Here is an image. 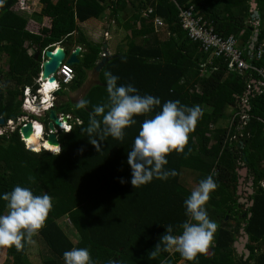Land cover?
I'll return each mask as SVG.
<instances>
[{
    "label": "trees",
    "instance_id": "1",
    "mask_svg": "<svg viewBox=\"0 0 264 264\" xmlns=\"http://www.w3.org/2000/svg\"><path fill=\"white\" fill-rule=\"evenodd\" d=\"M20 1L0 3V59L6 60V71L0 67V117L14 121L24 115L19 99L22 88H37L34 79L41 61L40 57L34 59L35 52L52 49L50 46L59 42L81 48L79 63L72 66L73 79L61 84L54 94L57 100L63 88L73 91L80 87L102 54L103 42L86 39L78 22L98 19L106 9L116 18L126 7L125 0H111L110 8L108 0H39L42 7L37 18L48 17L50 26L34 33L26 29L28 19L13 8ZM254 1L259 18L251 20V0H134L131 4L135 12L121 22L116 18L120 28L130 31L123 37L127 41L125 50L110 55L98 72V82L82 97L89 100V105L75 109L74 104L63 102L56 107L59 114L72 117L70 130L58 134L59 153L25 149L17 131L8 138L0 136V193L20 184L35 195L47 192L52 198V208L38 231L50 253L42 264H63L62 253L72 247H88L95 264H105L109 259L120 264H160L164 259L170 264H264V91L248 94L245 124L240 123L239 116L230 127L229 122L219 124L227 108H232L229 119L239 112V100L247 84L259 76L252 70H228L222 57L210 58L198 42L187 37L178 19V7L192 5L214 33L237 39L246 62L264 70V0ZM148 7L153 8V14L145 18L142 12ZM155 15L164 20L158 31L153 26ZM255 29L258 37L249 53ZM106 70L118 76L117 84L131 83L141 95L160 97L161 104L179 100L201 107L202 115L188 134L184 151L173 150L166 156L164 167L174 169L175 176L153 178L139 188L129 183L127 152L145 116L134 117L137 123L124 129L122 140L108 136L98 141L97 151L89 143L88 134L80 131L87 125L92 106L106 102ZM203 106L210 110L204 111ZM158 110L154 108L147 116ZM39 119L46 127L47 114ZM76 120L83 124L78 125ZM242 168L251 177L253 191L248 198L252 206L244 211V217L237 204L238 170ZM207 175L218 184L205 204L209 219L217 224L207 251L198 253L193 262L163 251L150 259L148 252L159 241L164 225L172 224L178 233L176 226L186 219L182 202ZM4 203L0 201V212L6 211ZM65 218L70 221L75 241L58 224ZM241 224L248 236L249 256L245 260L233 248ZM27 248L0 246V264H30Z\"/></svg>",
    "mask_w": 264,
    "mask_h": 264
},
{
    "label": "clouds",
    "instance_id": "2",
    "mask_svg": "<svg viewBox=\"0 0 264 264\" xmlns=\"http://www.w3.org/2000/svg\"><path fill=\"white\" fill-rule=\"evenodd\" d=\"M256 23L254 25H257ZM50 47L54 50L56 44ZM39 73H41V63ZM103 78L106 102L92 106L88 113L87 125L80 128V131L88 134L91 140L89 143L97 151L100 148L98 141H103V138L108 136L122 140L125 136L124 129L137 123L134 117L145 116L127 152L126 163L130 168L129 183L133 188H139L151 182L153 178L165 180L170 176H175L174 169L164 167L167 164L166 156L173 150L176 153L184 151L188 134L194 129L197 120L202 115L201 107L196 104L188 106L179 100H165L161 104L160 97L147 93L141 95L131 83L117 84L118 76L107 70L104 71ZM34 84L37 85L36 89L30 87L37 98V103L41 104L43 99L47 100V108L41 107L42 117H44L50 109L55 108L54 94L61 84L53 94L54 99L49 98L48 92L46 95L42 94L43 87L37 78L34 79ZM56 87L55 84H44L47 90H53ZM87 105H89V100L80 98L75 102L74 108L83 109ZM157 107L158 111L150 117L147 116ZM25 116L37 122L41 128H45L44 124L36 120L42 117ZM76 123L80 125L83 121L77 120ZM61 127L65 128V132L70 130L63 124ZM31 139L35 140V135ZM48 144L47 141L45 148ZM52 150L59 153L60 146L57 145ZM120 182L123 183L124 180L121 178ZM217 186V181L212 175H207L198 181L182 202L186 219L176 226L179 229L178 233L174 232L172 224L164 225L165 230L159 237V241L148 252L150 259L156 258L163 251L178 253L183 260L193 262L198 253L204 254L207 251L217 224L209 219L205 204L209 199V193ZM0 201L5 202L4 208L6 209L0 212V246H13L20 250L25 245L34 243L33 237L38 235L39 229L43 226L52 208L50 195L47 192L35 195L29 187L16 184L10 191L0 193ZM61 259L63 264H95L88 247H72L62 253ZM105 264H120V262L109 259L105 261ZM160 264H170V262L164 259L160 261Z\"/></svg>",
    "mask_w": 264,
    "mask_h": 264
},
{
    "label": "built area",
    "instance_id": "3",
    "mask_svg": "<svg viewBox=\"0 0 264 264\" xmlns=\"http://www.w3.org/2000/svg\"><path fill=\"white\" fill-rule=\"evenodd\" d=\"M179 8L178 12V19H179V25L183 31H185L187 37L194 42H198L200 44V47L203 51H207L210 55L209 57H222L226 61L227 69L228 70H237V71H243V70H252L257 73L259 76V79L257 80H250L247 84V90L245 95L240 97L239 100V112L235 113L231 116L229 119V127L233 125L234 118L236 116H239L240 123L245 124V122L248 120V115L246 114V110L248 109V94H250L252 91H255L256 93H261L264 91V70L258 69L253 67L251 64L246 62L242 58L243 51L238 48V41L233 35H229L226 38L222 37L220 34L214 33L212 27L210 24H207L206 21H204L201 17V15L194 11L193 6H188L185 8ZM153 14V8L148 7L146 10L142 12L143 17L147 18ZM257 24V23H256ZM153 26L156 31H158L159 28L164 26V22L161 17L154 16L153 17ZM104 36H107L106 33H104ZM48 49V48H46ZM45 49V50H46ZM261 55V50L258 49L257 52V58H259ZM73 69L72 66H69L65 63V59L61 62L60 66L57 68L56 72L51 74L50 76H54L55 80L52 82L57 87L53 90L48 91V95L50 99H54V92L59 88L60 84H68L73 79ZM37 81L39 84L44 86V84L49 83L47 79H41V73H39V76L37 77ZM38 91V90H37ZM0 93H1V83H0ZM21 101L20 110L25 115H34L36 117H42V109L47 108V100L43 99L41 104L37 103V98L35 94L32 92V89L30 86H25L22 89V95L19 97ZM18 117L15 121L14 120H4L3 124H0V136H4L8 138L9 135H11L13 132L17 131L19 134L20 140L25 145V149L29 150L26 145V139H24L19 131V128L21 126H24L25 123L28 121V117L26 116ZM61 115L58 114V119L61 120ZM68 118L67 122L62 121V124L66 126L67 128L71 127V120L72 117L69 114H65ZM2 118V117H0ZM32 122V133H34L36 123L33 120H30ZM77 121V120H76ZM50 131L45 127H42L41 134H40V142L43 143L46 141V136ZM59 132H65L64 127H54V133L56 135L59 134ZM68 132V131H67ZM236 136H233L232 139H235ZM41 151V150H40ZM50 152V151H49ZM56 153V152H51ZM264 187V184H262ZM65 222L70 225V221L66 218Z\"/></svg>",
    "mask_w": 264,
    "mask_h": 264
},
{
    "label": "crops",
    "instance_id": "4",
    "mask_svg": "<svg viewBox=\"0 0 264 264\" xmlns=\"http://www.w3.org/2000/svg\"><path fill=\"white\" fill-rule=\"evenodd\" d=\"M55 1L56 0H52L53 3ZM115 1L116 0H114V2ZM125 1H126V7H125L124 12L120 13L119 16L116 17L117 19L119 18L120 22L123 19L128 18L133 12H135V10L131 4L132 2H134V0H125ZM110 2H112V1L108 0V8H110V6H111L109 4ZM28 4H32V6L34 7V12L28 10V6H27ZM24 6L26 7V9L17 10L14 8V10L17 13H19L20 15L25 14L22 16H24L25 18L28 19V22L26 25V29L28 31L37 33L38 31H36L34 29H37L38 27H41V28L47 27L48 28L50 26V19L48 17H42V18H40V20L37 18L36 14L40 11V9L42 7V5L39 3V0H22L21 1V7H24ZM27 13L30 15H28ZM109 13H110V10L106 9L105 12L103 13V15L101 17H99L98 19H88L87 21L82 22V23L78 22V29L86 37V39H88L90 41H93L96 43H102L105 41L107 52L109 55H112L116 51L117 52H123L125 50V44L127 43V41L123 37L126 34L129 35L130 31L125 32L122 28H120L119 27L120 22L117 21L116 18L113 15L111 16ZM91 21L93 22V24L90 25L87 33L84 32L83 25L88 23V22H91ZM163 22H164V20H163ZM100 28H103V30L101 31ZM104 33H107V36H104L103 35ZM56 46L63 47L65 51H66V48L69 49V47L66 44L60 43V42L57 43ZM74 47L75 46H72L69 49V52L72 51ZM69 52H68V54H69ZM97 75H98V73H93L92 71H88L84 81L82 82V84L80 85V87L78 89L72 91L68 87H65V88H63L64 93L58 98L61 99L63 102H69L67 97H70V95H72V94L74 95L75 93H79L80 98H82L86 94L88 89L92 85H94L98 82ZM60 104L55 102V110H56L57 114H58V111H57L56 107L59 108ZM238 174H239V172H238ZM33 240H34V243L29 244L27 251H26L27 259H28L30 264H37V262L34 258L35 255H37L39 258L38 264H42L44 259H46L47 257H50V253L48 252L46 246L42 242L39 235H36L35 237H33ZM41 245L44 248V253H45L44 257L43 256L41 257L39 255V247Z\"/></svg>",
    "mask_w": 264,
    "mask_h": 264
},
{
    "label": "water",
    "instance_id": "5",
    "mask_svg": "<svg viewBox=\"0 0 264 264\" xmlns=\"http://www.w3.org/2000/svg\"><path fill=\"white\" fill-rule=\"evenodd\" d=\"M249 12L251 13L250 17L252 19H258L259 15H258V11L256 10V3L254 0H251L250 3V10ZM257 37H258V31L254 30L253 32V36L251 39V42L249 44V53L253 50L254 44L257 41ZM81 48L79 46H76L73 48L72 51L69 52V55L66 57V51L64 50L63 47L61 46H56L54 50L52 49H46L44 50L43 54H41L40 51H36L34 54V59L37 60L41 59V79H47V81L49 83H52L55 80L54 76H50L51 74L55 73L57 68L60 66L61 62L65 59V63L69 66H73L79 63V54H80ZM112 56H110L107 52V48H106V42L104 41L102 43V55L100 57V60L95 64V66L92 69L93 73H98L100 71V69L103 67V65L111 59ZM62 121L67 122L68 118L66 115H61V120L58 119L57 116V112L55 109H50L47 112V125L46 128L50 131L46 138L45 142H49L48 145H53V146H60V142L58 139V135H56L54 133V127H59L62 125ZM4 123V118H0V124ZM19 131L22 135V137L24 139H27L31 134H35L32 133V123L30 121V119H28V121L25 123L24 126H21L19 128ZM40 150H45L43 147ZM247 174V170L246 168H243L241 170H239V175H240V179L238 180V188H237V194L239 195V184L241 182V179L243 176H245ZM252 182H248L247 183V188L246 190L248 191L249 195L252 194V188H251ZM239 203H245L247 204V207L252 206V201H249L248 199H246L245 197H241L237 200ZM250 215H248L249 217ZM244 225L241 224V228L239 229V236L236 237L234 243H233V248L235 250V252L239 255V256H243V260H245L248 256H249V251L248 249L245 247L247 240H248V236L247 234L244 232Z\"/></svg>",
    "mask_w": 264,
    "mask_h": 264
},
{
    "label": "rangeland",
    "instance_id": "6",
    "mask_svg": "<svg viewBox=\"0 0 264 264\" xmlns=\"http://www.w3.org/2000/svg\"><path fill=\"white\" fill-rule=\"evenodd\" d=\"M28 6V10L29 11H32V12H34V7L32 6V4H28L27 5ZM13 8H15V9H17V10H21V9H26V7L24 6V7H21V1L19 2V3H17ZM28 14V13H27ZM22 15H25V14H22ZM28 15H30V14H28ZM27 15V16H28ZM250 19L252 20V18L250 17ZM247 23L248 24H250V22H249V20L247 21ZM93 24V22L91 21V22H88V23H86V24H84L83 25V28H84V32H86L87 33V31H88V28L90 27V25H92ZM41 27H38L37 29H34V30H36V31H38L39 29H40ZM159 29H161V28H159ZM158 29V30H159ZM100 30L102 31L103 30V28H100ZM35 31V32H36ZM67 45V44H66ZM68 47H69V49L72 47V46H69V45H67ZM69 49L68 48H66V57L69 55L68 54V52H69ZM5 58L4 57H2L1 59H0V67L2 68V72H5L6 71V65H5ZM67 99H68V101L70 102V103H72V104H75V102L78 100V99H80V96H79V93H75L74 95L72 94V95H70V97H67ZM56 103H63V101L61 100V99H59L58 100V98H57V100H56ZM203 110L204 111H209L210 110V108H208V107H206V106H203ZM57 111H58V109H57ZM231 112H232V108L231 107H229V108H227L226 110H225V112H224V116H223V118L219 121V124L220 125H222V126H224V125H226V124H228V122H229V116H230V114H231ZM33 118H35V117H33ZM36 120H38V121H40L41 122V119H38V118H36ZM43 124V123H42ZM249 180H251V177H249V175H245V176H243L242 177V179H241V182H240V184H239V188H240V190H239V198H243V197H245L244 196V194H243V191L246 189V185H247V183L249 182ZM189 183V182H188ZM190 184V186H191V188L193 187L191 184L192 183H189ZM239 205H241V203L239 204ZM229 224H231V225H233V221H229L228 222ZM61 227H62V229L65 231V233L73 240V241H75V239H76V237L73 235V233H71V231H73V229H72V227H71V225H68L66 222H65V220L63 219V220H60V222L58 223ZM238 236H239V234H238ZM43 242V241H42ZM39 255L42 257H44V255H45V253H44V248H43V246L41 245L40 247H39ZM35 260H36V262H37V264L39 263V258H38V256L37 255H35ZM180 264H183V262H180Z\"/></svg>",
    "mask_w": 264,
    "mask_h": 264
},
{
    "label": "bare ground",
    "instance_id": "7",
    "mask_svg": "<svg viewBox=\"0 0 264 264\" xmlns=\"http://www.w3.org/2000/svg\"><path fill=\"white\" fill-rule=\"evenodd\" d=\"M42 87H43V90H41V91H43L42 94L46 95V92H48L49 90H45L44 86H42ZM45 95L43 97H45ZM34 126H35V130H34L35 134H31L29 137H32L33 135H35V140H33V142L29 143L28 142L29 137L26 139V145H27L28 149L33 151V152H39L40 149L43 147L47 151L55 152L52 149L56 148V146L48 145V147L45 148L46 142H43V143L40 142V134H41V130H42L41 126L37 122L34 124ZM37 129H39V131H37Z\"/></svg>",
    "mask_w": 264,
    "mask_h": 264
},
{
    "label": "flooded vegetation",
    "instance_id": "8",
    "mask_svg": "<svg viewBox=\"0 0 264 264\" xmlns=\"http://www.w3.org/2000/svg\"><path fill=\"white\" fill-rule=\"evenodd\" d=\"M246 188H247V185H246ZM243 194H244V196H245V198L246 199H248L249 198V193H248V191L245 189L244 191H243ZM237 204H238V210L240 211V216L241 217H244L245 216V214H244V211L248 208L246 205L247 204H245V203H241V205H239L240 203L237 201ZM247 244V243H246ZM246 247V246H245Z\"/></svg>",
    "mask_w": 264,
    "mask_h": 264
},
{
    "label": "snow or ice",
    "instance_id": "9",
    "mask_svg": "<svg viewBox=\"0 0 264 264\" xmlns=\"http://www.w3.org/2000/svg\"><path fill=\"white\" fill-rule=\"evenodd\" d=\"M47 84H54V83H47ZM45 90H47L46 88H44ZM29 143L33 142V140L31 139V137H29V140H28Z\"/></svg>",
    "mask_w": 264,
    "mask_h": 264
}]
</instances>
